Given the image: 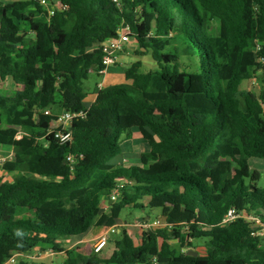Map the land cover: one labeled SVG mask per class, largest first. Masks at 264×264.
Wrapping results in <instances>:
<instances>
[{
	"label": "trees",
	"instance_id": "1",
	"mask_svg": "<svg viewBox=\"0 0 264 264\" xmlns=\"http://www.w3.org/2000/svg\"><path fill=\"white\" fill-rule=\"evenodd\" d=\"M53 1L61 4L53 15L33 1L0 7V80L17 87L0 94V149L14 154L1 166L0 264H32L36 248L64 255V264H264V230L252 237L248 220L264 225L261 175L251 166L264 160V65L254 55L262 44L264 58V0ZM123 26L159 70L127 71L88 108L85 82L104 68L102 51H90ZM254 79L259 94L246 90ZM63 111L85 114L73 124L75 144L50 134ZM134 128L150 151L138 166L114 165ZM70 155L81 156L74 172ZM120 181L123 198L103 211ZM127 207L160 209L166 226L122 229L110 257L66 244L114 227ZM233 208L242 217L223 224Z\"/></svg>",
	"mask_w": 264,
	"mask_h": 264
},
{
	"label": "built area",
	"instance_id": "2",
	"mask_svg": "<svg viewBox=\"0 0 264 264\" xmlns=\"http://www.w3.org/2000/svg\"><path fill=\"white\" fill-rule=\"evenodd\" d=\"M35 3L36 7H41L45 9L49 15H53L56 9L51 8L50 0H31ZM119 37L117 39H109L105 43L100 44L99 49L102 51V64L103 69L98 71L100 75L105 74L110 67L116 64L117 58L115 55L124 52L125 43L131 40V28L129 26H123L119 30ZM152 33L150 32L147 37L151 38ZM263 48V45L260 44L256 47L254 55H255V62L256 66H263L264 65V58L260 56V52ZM134 69H143V65L139 63H130L124 66V71H130ZM47 115L51 114V111L46 112ZM85 116L83 111H63L58 115V119L54 122L56 129L52 130L50 134L53 135L54 139L57 140L60 144H75V131L73 130V124L77 120H81ZM81 156L78 155H70L67 158V166L74 172L75 166L79 162ZM5 162L4 159H0V179L6 176V172L2 169V164ZM125 166L129 167V162L127 160L123 161ZM125 182L120 181L116 188L112 191V193L107 197V201L111 202H119L123 195L125 194ZM239 217H242L237 209H231L223 221V224H229ZM252 224V237H259L261 236V232L264 230L263 223L258 219L249 218L248 219ZM124 224H117L112 228L104 229L103 233L98 237L96 242L90 248L96 254H102L109 244L110 238L112 236H117L121 233L122 228L125 227ZM136 226L140 228V230H149V229H158L164 228L166 224L160 218H152L150 216H146L142 220L136 221ZM38 259H45V258H55L57 253L54 250L49 248H39L38 252L32 256H27L28 259H32L34 257ZM18 257H14L12 259L7 260L4 264H15ZM153 264H159L157 258L153 259Z\"/></svg>",
	"mask_w": 264,
	"mask_h": 264
},
{
	"label": "rangeland",
	"instance_id": "3",
	"mask_svg": "<svg viewBox=\"0 0 264 264\" xmlns=\"http://www.w3.org/2000/svg\"><path fill=\"white\" fill-rule=\"evenodd\" d=\"M16 1H24V0H0V7L10 5V4H12V3L16 2ZM26 1L30 2L31 0H26ZM51 1H53V0H51ZM153 27H154L153 23L152 24H148L147 29L151 30V29H153ZM211 27H212V31H211L212 35L216 36V35H218L220 33V29L221 28H220V22L219 21L211 22ZM136 42H137L136 40L132 39L127 45L128 46H133L134 44H136ZM11 45L13 47L14 46H19L20 43H19V41H14V42H11ZM139 57H140V59L142 61H144L145 70L147 72L158 71L159 70L157 63L152 59L151 54H147V55H143V56H139ZM123 80L124 79L122 77L116 78L113 83L118 85ZM103 82H104L103 77L98 76L94 72H92L89 75V79L85 82L86 92L87 93H94L95 91H97L99 89L100 85H103L102 84ZM260 88H261L260 80L259 79H254L247 85L246 90L250 91L252 93H255V94H259ZM16 89H17V87L12 82H2L0 80V94L1 95H9L11 92H13ZM133 132L136 134L134 136V138L135 137H137V138L140 137L136 133V132H138V129L134 128ZM134 142H135V140L133 141V144H136ZM136 145H134V146L137 147ZM147 147H148V145H147ZM6 156L10 157V159L5 158L4 159L5 161L13 160V158H14L13 152L7 154ZM251 166H252L253 169L257 170L260 173L261 180L258 182L257 185H258V187L260 189L264 190V160H259V159L252 160L251 161ZM228 176H229V174L224 173L223 178L226 179ZM105 209H107V200H104L103 203H102V210L105 211ZM172 214H173L174 218L177 221L184 222L185 214L181 210H178V211L175 210V211H173ZM146 216H150L152 218L163 217L162 211L160 209H151L150 207H147L145 210H142V209L127 207V208H125L122 211L119 220L121 221L120 224H122V223H126L127 224L122 229L126 228V229H132V230H135V231H140V228L136 226V221H137V219L145 218ZM118 238H119L118 235L117 236H112L110 238L109 244L105 248L102 256H104V257H110L111 256L113 249H115L114 248V242ZM261 239H262V246H264V237H262ZM205 242H206L205 239H199V240L194 241V245L196 246V252L203 253L202 247H204ZM69 247H70V245H69ZM37 252H38V248L35 249L34 254H36ZM47 259L42 260V263L43 264H50V261L47 260ZM55 260H57V264H63L64 261L66 262V259H64L63 255L57 256Z\"/></svg>",
	"mask_w": 264,
	"mask_h": 264
},
{
	"label": "crops",
	"instance_id": "4",
	"mask_svg": "<svg viewBox=\"0 0 264 264\" xmlns=\"http://www.w3.org/2000/svg\"><path fill=\"white\" fill-rule=\"evenodd\" d=\"M50 2H51V8L52 9H56L57 10L58 8L61 7V4H59L57 1H51L50 0ZM74 25H75V22L74 21L71 22L68 25V27H67V31L71 32L73 30V28H74ZM129 42L125 43L124 52L115 55V57L117 58L116 64L113 65L112 67H110L105 74L99 75L97 72H94L96 75L103 77L104 82L102 83L103 85H100V87H99V89L97 91H95L94 93H88L89 97L87 98V100L85 102V105L88 108H90V106H92L93 103L95 102L96 96H97L98 91L100 89L106 88V87H109V86H112V85H116V84L113 83L116 78L122 77L124 79L123 81H121L120 84L126 82V79H125L126 72L123 70L125 65H128L130 63H139V64L143 65V67H144L143 69L145 70L144 61H142L140 59L139 55H137V52L139 50L138 43L136 42V44H134L133 46H128L127 44ZM99 47H100V45H97L96 47H94L90 51V53L94 52L96 49H99ZM78 59H80V57L77 56L76 60H78ZM6 82H12V81L11 80H7ZM136 133L140 137L139 138H137V137L134 138V136L136 134L134 132H132V138L126 140L123 143V145H122V150H123L122 155L119 156L117 159H115L112 162L114 165H121V164H123L124 160H127L129 162L130 166H138L140 164L141 155L143 153H147V152L150 151V147H149L148 143L143 140V138L141 137L139 132H136ZM132 140L133 141L135 140L134 143H136L137 145L133 144ZM134 145H136L137 147H135ZM147 145H148V147H147ZM11 152H12V150H9V149H1L0 150V159H5V158L10 159V157H7L6 155L11 153ZM105 200H108V198H106ZM163 218L164 217H160V219L162 221L164 220ZM142 219L143 218H140V219H137V220H142ZM120 223H121V221L119 220L118 224H120ZM122 224L127 225L126 223H122ZM103 231H104L103 228H91L86 234L81 235L79 237L71 238L66 244L68 246L70 245V248L71 247H75V246H84V247H87V248H91L93 246V244L96 242V240L98 239V237L103 233ZM113 251H114V249H113ZM113 251H112V253H113ZM56 257L55 258H48V259L45 258V259L49 260L50 264H57V260H55ZM64 259H66L65 256H64ZM42 260H44V259H38L35 256L34 258L30 259L28 262L32 263V264H43ZM64 263H65V261H64Z\"/></svg>",
	"mask_w": 264,
	"mask_h": 264
},
{
	"label": "clouds",
	"instance_id": "5",
	"mask_svg": "<svg viewBox=\"0 0 264 264\" xmlns=\"http://www.w3.org/2000/svg\"><path fill=\"white\" fill-rule=\"evenodd\" d=\"M19 234V233H18Z\"/></svg>",
	"mask_w": 264,
	"mask_h": 264
}]
</instances>
